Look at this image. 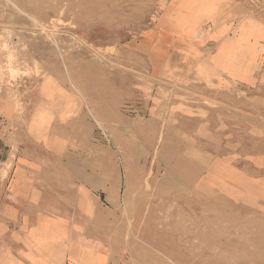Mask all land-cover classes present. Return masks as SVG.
I'll use <instances>...</instances> for the list:
<instances>
[{
  "label": "crops",
  "instance_id": "0c3cea01",
  "mask_svg": "<svg viewBox=\"0 0 264 264\" xmlns=\"http://www.w3.org/2000/svg\"><path fill=\"white\" fill-rule=\"evenodd\" d=\"M154 1L159 16L120 46L125 64L129 53L141 59L150 91L145 82L133 90L122 72L119 81L112 71L105 75L107 132L115 148L106 203L100 194L108 173L95 144L100 122L91 103L96 88L75 89L55 75L0 88V264H155L124 257L140 245L136 232L127 247L119 225V155L128 179L148 170L161 186L166 178L203 194L230 193L246 180L228 152L230 137L243 128L225 112L255 83L263 36L250 32L249 23L239 31L227 0H212L224 10L216 18L189 11L184 21L177 18L187 0ZM86 157H93L89 170ZM258 160L255 154L247 162Z\"/></svg>",
  "mask_w": 264,
  "mask_h": 264
},
{
  "label": "rangeland",
  "instance_id": "374dc122",
  "mask_svg": "<svg viewBox=\"0 0 264 264\" xmlns=\"http://www.w3.org/2000/svg\"><path fill=\"white\" fill-rule=\"evenodd\" d=\"M227 4L236 14L234 23L239 31L249 23L253 27L249 31L264 38V0H227ZM160 7L154 0H0V88L12 91L21 88L24 80L36 83L51 75L60 76L65 85L75 89L96 88L97 102L91 103L100 122L96 125L95 144L100 146L103 172L108 173L106 178L104 172L100 194L105 203L109 200L106 190H112L111 153L115 148L107 132L103 86L108 76H104L112 71L119 81L122 72L133 90L145 82V90L150 91L145 65L131 53L125 64L120 46L151 25L161 13ZM181 7L180 20L189 11L210 18L224 11L212 0H187ZM212 7L216 9L213 14ZM183 25L178 23L179 27ZM260 44L255 51V83L243 87L225 112L227 121H237L243 128L242 133L229 135L234 148L228 152L237 156L240 164L235 167L243 170L246 180L230 193L218 188L212 194H203L190 185L166 183V178H162L161 186L148 170L132 171L128 179L119 155L115 189L120 203L119 225L126 232L123 241L127 247L136 232V243L140 245L139 251L132 256L126 253L125 258L151 259L155 264L264 263V40ZM89 64L97 66L100 73H89ZM101 73L103 77L98 76ZM165 115L162 113L161 118ZM255 154L259 155V163L251 166L247 160ZM67 160L73 161L71 157ZM92 165L93 157H86L87 170ZM88 181L93 183L94 179Z\"/></svg>",
  "mask_w": 264,
  "mask_h": 264
},
{
  "label": "bare ground",
  "instance_id": "6f19581e",
  "mask_svg": "<svg viewBox=\"0 0 264 264\" xmlns=\"http://www.w3.org/2000/svg\"><path fill=\"white\" fill-rule=\"evenodd\" d=\"M82 1V0H81ZM33 2V1H32ZM70 3V2H69ZM80 3V2H79ZM101 3V2H100ZM114 3V2H113ZM54 4V3H53ZM58 4H59V2H58ZM62 4V3H61ZM64 4V3H63ZM45 5V4H44ZM57 5V4H56ZM69 5V4H68ZM81 5V4H80ZM110 5H112V4H110ZM52 7V6H51ZM58 7V6H57ZM62 7V6H61ZM87 7V6H86ZM88 7H90V6H88ZM53 8H54V6H53ZM213 8V7H212ZM212 8H210L211 9V14H213L214 13V10L216 11V9H212ZM62 9V8H61ZM76 9V8H75ZM60 10V9H59ZM103 10V9H102ZM54 11V10H53ZM106 11V10H105ZM55 12V11H54ZM54 12H52V13H54ZM75 12H77V11H75ZM46 13V12H45ZM61 13V12H60ZM84 13V12H83ZM47 14V13H46ZM45 14V15H46ZM73 14V13H72ZM88 14H90V13H88ZM92 14H94L93 12H92ZM53 15V14H52ZM75 15V14H74ZM91 16V15H90ZM75 17V16H74ZM79 17V16H78ZM77 17V18H78ZM128 17V16H127ZM127 17H125V18H127ZM180 17L181 16H179L178 17V21H182L183 19H181L180 20ZM83 18V17H82ZM87 18V17H86ZM33 20V19H32ZM78 20V19H77ZM123 20V19H122ZM42 21V20H41ZM50 21V20H49ZM50 27H52V26H50ZM45 34V33H44ZM46 35V34H45ZM255 37H257V36H255ZM48 38V37H47ZM46 38V39H47ZM248 43V42H247ZM237 44V43H236ZM230 45H231V43H230ZM244 45H246V43L244 44ZM31 47V46H30ZM244 47V46H243ZM62 51V50H61ZM67 53V52H66ZM75 58H77L78 59V57H75ZM103 58V57H102ZM74 60V59H73ZM76 61V60H75ZM69 62H71V61H69ZM70 64V63H69ZM77 64V63H76ZM72 65H73V63H72ZM70 66H71V64H70ZM74 68L75 67H72V70L74 71ZM79 69V68H78ZM87 71L89 72V73H91V74H96V72H98V73H100V71L97 69V66H95L94 64H89L88 65V67H87ZM98 76H101V77H103L104 76V74H98ZM105 77V76H104ZM101 79V78H100ZM122 80V79H121ZM124 81V80H123ZM123 83V82H122ZM128 85V84H127ZM223 151H225V150H223ZM232 181V180H231ZM255 183V182H254ZM258 183V182H257ZM180 192V191H179ZM178 194V193H177ZM264 220V219H263ZM236 241V240H235ZM227 249V248H226ZM264 264V263H263Z\"/></svg>",
  "mask_w": 264,
  "mask_h": 264
}]
</instances>
